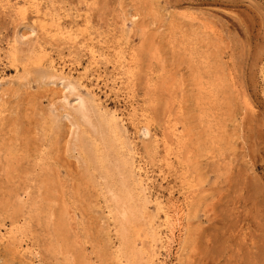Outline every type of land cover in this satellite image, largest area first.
Wrapping results in <instances>:
<instances>
[{"label":"rangeland","instance_id":"374dc122","mask_svg":"<svg viewBox=\"0 0 264 264\" xmlns=\"http://www.w3.org/2000/svg\"><path fill=\"white\" fill-rule=\"evenodd\" d=\"M0 264H264V0H0Z\"/></svg>","mask_w":264,"mask_h":264},{"label":"bare ground","instance_id":"6f19581e","mask_svg":"<svg viewBox=\"0 0 264 264\" xmlns=\"http://www.w3.org/2000/svg\"><path fill=\"white\" fill-rule=\"evenodd\" d=\"M61 81H66V80H65V78H64V80H61ZM69 81H70V80H69ZM59 83H60V82H59ZM61 83H62V82H61ZM61 83H60V84H61ZM65 83H66V82H64V83H62V84L64 85ZM61 86H62V85H61ZM69 86H70V85H69ZM63 88H64V89L67 88V83H66V87H63ZM68 88H71V87H68ZM73 89H74V88H73ZM69 90H70V89H69ZM69 90H68V91H69ZM63 91L65 92L66 90H63ZM70 91H71V90H70ZM70 91H69V92H70ZM73 91H74V90H73ZM73 91H72V92H73ZM75 91H77V90L75 89ZM66 92H67V91H66ZM66 92L63 93V95H65ZM77 92H78V91H77ZM74 96H75V95H74ZM83 97H84V96H83ZM63 98L67 101L66 96H64ZM68 99H69V98H68ZM80 99H81V97H80ZM75 100L77 101V99H74L73 101H75ZM63 101H64V100H63ZM82 101H83V98L81 99V102H82ZM70 102H71V101H70ZM70 102H69V104H70ZM77 102H78V101H77ZM77 102H76V103H77ZM84 102H85V101H83V104H81L82 107H83L84 105H86V103L84 104ZM67 103H68V102H67ZM76 103H75V104H76ZM71 104H72V103H71ZM71 104H70V105H71ZM65 105H66V104H65ZM66 106H67V105H66ZM76 106H80V103H79V105L76 104ZM67 107H68V106H67ZM73 107H74V106H73ZM73 107H71V108H73ZM80 107H81V106H80ZM80 107H79V108H80ZM79 108H78V109H79ZM81 109H82V108H80V110H81ZM85 111H86V109H85ZM83 113H84V112H83ZM65 114H66V113H65ZM84 115H85V114H84ZM70 117H71V116H70ZM68 118H69V115H68ZM86 118H87V117H86ZM73 123L75 124V122H73ZM84 123H86V122H84ZM89 124H90V123H89ZM75 125H76V124H75ZM75 129H76V127H75ZM92 129H93V127H92ZM76 130H78V129H76ZM93 130L95 131V129H93ZM143 133H144V131H143ZM78 137H79V136H78ZM119 139H120V138H119ZM121 139H123V138H121ZM123 140H124V139H123ZM139 181H140V180H139ZM131 189H132V188H131ZM119 213H120V212H119ZM166 216H167V215H166ZM133 226H134V225H133ZM133 226H132V227H133ZM117 227H118V226H117ZM168 243H169V242H168Z\"/></svg>","mask_w":264,"mask_h":264}]
</instances>
